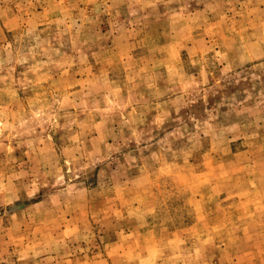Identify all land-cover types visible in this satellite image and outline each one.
Returning a JSON list of instances; mask_svg holds the SVG:
<instances>
[{
  "label": "rangeland",
  "instance_id": "374dc122",
  "mask_svg": "<svg viewBox=\"0 0 264 264\" xmlns=\"http://www.w3.org/2000/svg\"><path fill=\"white\" fill-rule=\"evenodd\" d=\"M0 264H264V0H0Z\"/></svg>",
  "mask_w": 264,
  "mask_h": 264
}]
</instances>
